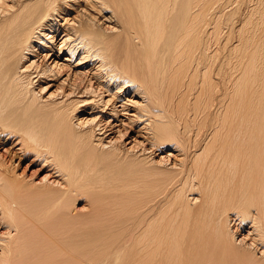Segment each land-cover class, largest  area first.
Here are the masks:
<instances>
[{"label":"bare ground","instance_id":"6f19581e","mask_svg":"<svg viewBox=\"0 0 264 264\" xmlns=\"http://www.w3.org/2000/svg\"><path fill=\"white\" fill-rule=\"evenodd\" d=\"M0 264H264V0H0Z\"/></svg>","mask_w":264,"mask_h":264},{"label":"rangeland","instance_id":"374dc122","mask_svg":"<svg viewBox=\"0 0 264 264\" xmlns=\"http://www.w3.org/2000/svg\"><path fill=\"white\" fill-rule=\"evenodd\" d=\"M20 171H24L27 175H29V176H40V173L37 171V168H31V170H30V167H27L26 168V163H23V164H21L20 165ZM42 176V175H41ZM81 208L82 207V204H78V208Z\"/></svg>","mask_w":264,"mask_h":264}]
</instances>
